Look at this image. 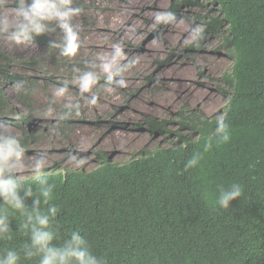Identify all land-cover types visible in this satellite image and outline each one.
Masks as SVG:
<instances>
[{
  "label": "trees",
  "instance_id": "obj_1",
  "mask_svg": "<svg viewBox=\"0 0 264 264\" xmlns=\"http://www.w3.org/2000/svg\"><path fill=\"white\" fill-rule=\"evenodd\" d=\"M80 1L73 0V6L79 8ZM196 4L197 0H172L164 23ZM211 4L217 14L202 19L204 30L197 43L212 35L232 49L230 77L222 78L231 88L223 115L229 142L217 144V123L183 119L178 124L196 135L179 137L168 148L141 152L122 164L102 158L91 171L60 170L58 165L43 170L54 184L49 205L58 209L52 221L57 233L53 244L61 246L71 232H79L91 252L107 264H264V0H211ZM13 6L18 8L19 0ZM50 37H36L32 44L55 49ZM34 64L33 59L15 60L0 47V121L19 128L33 125L29 113L12 117L17 113L5 88L22 84L16 97L30 110L34 78L16 69ZM99 79L114 83L106 76ZM167 126L166 121L147 118L135 128L155 137L172 134ZM209 137L212 149L204 152ZM20 141L27 146L33 139L25 131ZM196 152L203 157L199 165L185 170ZM21 183L33 189V196L25 200L30 211L38 196L36 178ZM233 183L242 186V197L229 209L219 208L218 186ZM49 205L41 202L40 208L46 211ZM0 213L8 216L11 228L0 238V256L14 250L20 255L19 264H39V257L24 256V245L30 243L23 228L25 216L3 200Z\"/></svg>",
  "mask_w": 264,
  "mask_h": 264
},
{
  "label": "rangeland",
  "instance_id": "obj_2",
  "mask_svg": "<svg viewBox=\"0 0 264 264\" xmlns=\"http://www.w3.org/2000/svg\"><path fill=\"white\" fill-rule=\"evenodd\" d=\"M14 1L0 0V17L15 23L20 18ZM171 1L81 0V11L73 19L80 47L70 57L58 47L17 45L0 33L4 52L15 60H35L31 68L18 65L16 69L34 78L30 110L17 99L16 85L5 88L17 113L12 117L29 113L33 125L19 128L0 121L19 139L25 131L33 139L25 146L21 179L35 178L30 165L39 156L47 161L43 170L58 165L91 171L102 158L122 164L141 152L168 148L179 137L193 138L194 131L178 124L183 119L217 123L224 115L231 88L222 78L230 77L232 49L223 38L212 35L197 43L204 30L202 19L217 14L211 0H197L198 4L185 9V15L164 23ZM48 34L57 42L63 35L55 25ZM116 46L122 51L118 62L122 71L109 84L99 79L106 76L99 65L102 57L111 59ZM88 70L96 72L98 79L89 91H83L78 78ZM60 90L63 94L57 95ZM147 118L166 121L172 134L151 137L135 128ZM71 157L82 163L76 165Z\"/></svg>",
  "mask_w": 264,
  "mask_h": 264
},
{
  "label": "clouds",
  "instance_id": "obj_3",
  "mask_svg": "<svg viewBox=\"0 0 264 264\" xmlns=\"http://www.w3.org/2000/svg\"><path fill=\"white\" fill-rule=\"evenodd\" d=\"M80 11L73 6V0H19V7L16 9L19 21L14 23L6 17H0V33L5 35V39L20 45L33 43L36 37L48 34L51 26L55 25L63 35L61 41H53L50 46L60 48L64 56H74L80 47V41L73 19ZM172 18L168 17V19ZM121 58L122 51L119 46L115 47L110 60L101 58L102 63L99 67L109 82H112L114 76L121 75L122 70L118 67ZM95 67L97 66H90V68ZM97 79L98 74L91 70L83 71L78 78L83 91H89ZM120 83L122 84L123 81ZM16 87H22V84L18 83ZM63 91L60 90L57 95H62ZM217 125L215 133L218 136L217 144L229 142V130L223 115L218 118ZM211 149L212 138L209 137L204 144V152ZM25 158L26 149L20 139L6 131V126L0 125V200L20 211L26 218L23 228L30 234V243L24 245V256L28 259L39 257V264H107L105 258L97 257L91 252L87 241L79 232H71L70 238L64 240L61 246L53 244L57 233L52 227V221L58 209L54 205H49L54 184L49 183V174L43 171L47 163L43 156L33 158L34 163L30 165L36 178L38 196L33 200L32 209L26 210L25 200L33 196V189L21 183L19 172L25 166ZM202 158L200 152L194 153L186 162L185 170L198 166ZM107 159L111 162L109 157ZM70 160L76 165L82 163L76 157H71ZM60 170L72 169L60 168ZM242 195L243 188L238 183H233L227 188L218 186L215 203L219 208L229 209L231 202L238 200ZM41 202L49 205L46 211L41 210ZM10 231L8 216L0 213V238H4ZM19 260V253L14 250H9L5 255L0 256V264H19Z\"/></svg>",
  "mask_w": 264,
  "mask_h": 264
}]
</instances>
